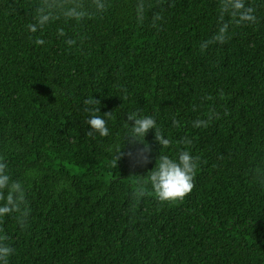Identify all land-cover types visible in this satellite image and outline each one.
Wrapping results in <instances>:
<instances>
[{
  "label": "trees",
  "instance_id": "16d2710c",
  "mask_svg": "<svg viewBox=\"0 0 264 264\" xmlns=\"http://www.w3.org/2000/svg\"><path fill=\"white\" fill-rule=\"evenodd\" d=\"M225 2L0 0V163L23 188L0 216L5 264H264V0L239 23ZM92 96L107 136L88 134ZM133 113L169 144L129 143ZM184 150V198L135 191Z\"/></svg>",
  "mask_w": 264,
  "mask_h": 264
},
{
  "label": "clouds",
  "instance_id": "9594fccd",
  "mask_svg": "<svg viewBox=\"0 0 264 264\" xmlns=\"http://www.w3.org/2000/svg\"><path fill=\"white\" fill-rule=\"evenodd\" d=\"M47 7H40L37 9L34 24L28 25L30 32L37 31L38 28H43L50 20L51 13L46 10ZM97 8L101 7L100 4L96 5ZM229 11L232 17L238 16L236 21H252V9L246 8L243 0H226L222 6V12ZM68 17L79 19L84 13L78 7L70 8L65 13ZM227 25L219 29L220 36L218 39H223ZM37 43L42 41L37 40ZM84 104L88 107L85 111L90 113L86 123L89 126V135L92 131L97 132L101 137L109 134V128L106 126V117L109 112H104V116L96 115L100 112V100L94 96L86 98ZM128 120L132 121L130 126L126 128V137L129 143L141 142L144 140L147 132L150 129L155 130V140L162 146H167L169 140L163 136L156 127V120L148 115H136L135 113L129 115ZM121 148V147H120ZM120 148L117 150L119 152ZM149 146L147 144L141 149V152L147 153ZM131 155V153H128ZM143 159L147 161L148 155H144ZM196 168V158L192 156L189 151L184 150L179 152L175 158H170L168 155L161 154L155 160L154 166L151 168L147 175V179L137 177L134 183L137 185L136 192L138 194L144 193V186L150 185L155 196L161 201H175L185 197L193 188V175ZM0 194H2L3 202L0 203V216H4L13 211L18 210L19 205L23 201V188L22 185L10 179V176L5 171V165L0 163ZM11 253V249L6 246H0V264H5V258Z\"/></svg>",
  "mask_w": 264,
  "mask_h": 264
}]
</instances>
